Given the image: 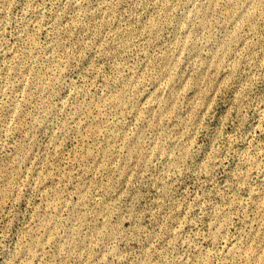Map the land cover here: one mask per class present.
I'll return each mask as SVG.
<instances>
[{"label": "rangeland", "instance_id": "374dc122", "mask_svg": "<svg viewBox=\"0 0 264 264\" xmlns=\"http://www.w3.org/2000/svg\"><path fill=\"white\" fill-rule=\"evenodd\" d=\"M0 264H264V0H0Z\"/></svg>", "mask_w": 264, "mask_h": 264}]
</instances>
